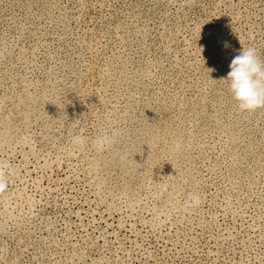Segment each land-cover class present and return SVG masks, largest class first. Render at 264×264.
Wrapping results in <instances>:
<instances>
[{"label": "rangeland", "instance_id": "rangeland-1", "mask_svg": "<svg viewBox=\"0 0 264 264\" xmlns=\"http://www.w3.org/2000/svg\"><path fill=\"white\" fill-rule=\"evenodd\" d=\"M249 46L264 0H0V264H264V108L221 81Z\"/></svg>", "mask_w": 264, "mask_h": 264}, {"label": "clouds", "instance_id": "clouds-1", "mask_svg": "<svg viewBox=\"0 0 264 264\" xmlns=\"http://www.w3.org/2000/svg\"><path fill=\"white\" fill-rule=\"evenodd\" d=\"M224 47L228 48V42H224ZM230 71L226 78L221 81L229 82V90L232 98L237 102L238 109L242 112H255L264 108V60L258 54V50L249 46L242 47L239 54L233 56L229 64ZM121 130L104 132L95 138L94 145L98 151H105L112 148L117 143V138ZM87 138L83 135H74L71 144L76 147L84 146ZM175 148L180 150L182 143L177 141ZM7 169V172L5 171ZM13 171L6 162L0 161V192H4L7 187V175ZM201 202L199 193L193 192L185 201V207L195 208Z\"/></svg>", "mask_w": 264, "mask_h": 264}]
</instances>
